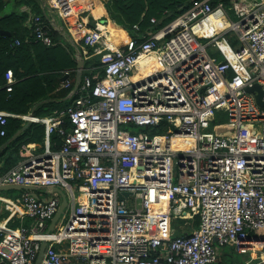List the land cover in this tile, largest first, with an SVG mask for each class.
<instances>
[{
	"label": "built area",
	"instance_id": "2783aa9c",
	"mask_svg": "<svg viewBox=\"0 0 264 264\" xmlns=\"http://www.w3.org/2000/svg\"><path fill=\"white\" fill-rule=\"evenodd\" d=\"M79 1L44 0L43 7L61 16L76 59L85 61L77 89V70L63 71L72 103L47 116L0 110V137L11 117L45 126L41 154L29 155L26 144L24 159L0 183L52 196L25 191L18 204L0 195L9 209L0 222V264H36L43 241L40 264H221L216 243L250 253L243 264H264V0L244 9L192 0L140 38L109 17L106 0H94L101 14ZM22 12L34 40L54 45L43 16L30 6ZM213 15L225 16L227 26L201 35ZM230 32L238 46L225 37ZM201 39L214 42L221 57ZM135 69L144 77L133 79ZM255 85L263 105L248 91ZM219 111L227 128L215 126ZM54 187L65 191L68 206L49 230L62 202Z\"/></svg>",
	"mask_w": 264,
	"mask_h": 264
},
{
	"label": "trees",
	"instance_id": "16d2710c",
	"mask_svg": "<svg viewBox=\"0 0 264 264\" xmlns=\"http://www.w3.org/2000/svg\"><path fill=\"white\" fill-rule=\"evenodd\" d=\"M10 1L0 0V110L28 114L32 105L41 102L35 109V115H50L55 110L67 106V94L71 91V88L58 89L61 83V72L66 68L60 65V60H75L77 67L71 44L67 45L62 40L64 35L70 36V34L57 30L56 23L36 0H15L11 10L6 11ZM106 2L109 17L120 24L119 28L126 30L131 36L140 38L157 26L151 21L152 17L162 18L164 11L169 10L171 15L167 18L172 21L191 5L192 0H106ZM211 2L213 6L222 3L225 6H236L242 9L253 5V0H211ZM19 5H28L43 16L47 28L57 42L56 45L47 47L34 40V35L26 23L27 14L18 9ZM93 12L105 13V8L94 9ZM1 30L12 32V36L2 34ZM17 40H20V44L16 43ZM93 59L98 65L99 59ZM86 65H89V61ZM10 71L13 73L11 83L7 78ZM22 122L18 118H9L8 134L4 141L0 138V161L11 149L18 152L27 143L40 142L43 139L45 126L31 122L16 140L9 146L1 148L6 140L23 127ZM53 140L54 149L58 150L61 139L56 134Z\"/></svg>",
	"mask_w": 264,
	"mask_h": 264
},
{
	"label": "rangeland",
	"instance_id": "374dc122",
	"mask_svg": "<svg viewBox=\"0 0 264 264\" xmlns=\"http://www.w3.org/2000/svg\"><path fill=\"white\" fill-rule=\"evenodd\" d=\"M15 4V0H11L9 5L6 8V11L11 10L12 5ZM49 13H51L55 18L56 21L59 24H63V20L60 17L59 14H57L54 10H50L49 9ZM215 18H218L219 21H217ZM210 19H212L215 23L217 22H222L223 24L226 23V18L225 16H218L217 15H213L210 17ZM171 19H161V22H159L157 24V26H155L153 28V31H157L161 28H163L165 25H167L168 23H170ZM115 22L120 25L116 20ZM225 37L227 38L228 42L232 45V46H238L239 42L237 40V37L235 36V34L233 32H230L228 34H225ZM63 42L67 45L71 46V51L75 52V47L74 45L71 43V39L68 35L64 36L62 38ZM202 44L207 46V51L209 54H211L212 56H215L217 58L221 57V53L219 52L216 44L214 42L209 43L208 39H201L200 40ZM75 60H60V65L62 67H66L62 70H72L74 69L75 66ZM159 70H162V66L158 67ZM136 74V75H135ZM135 75V76H134ZM145 72L143 74H140V72L138 71V69H135L133 72V79H140L142 77H144ZM215 126L217 128H227L228 127V115L227 113L223 112V111H219L216 113V120H215ZM134 130H138V128H134ZM38 191H42L41 188H37ZM13 192L10 193L7 191H1L0 194L3 195H7L9 197H13V199L18 203L21 204V197H19L20 194L24 193L23 190H12ZM181 220H177L175 222H173V226L174 227H178V225L180 224ZM216 246L219 247V250L221 251V255H220V259L219 261L221 262V264H243V262L246 260V258H249L250 253L248 254H240L236 247L234 245H225V246H221L218 243H216Z\"/></svg>",
	"mask_w": 264,
	"mask_h": 264
},
{
	"label": "crops",
	"instance_id": "0c3cea01",
	"mask_svg": "<svg viewBox=\"0 0 264 264\" xmlns=\"http://www.w3.org/2000/svg\"><path fill=\"white\" fill-rule=\"evenodd\" d=\"M37 3L41 6L42 9H44L43 7L45 6V2L44 0H36ZM24 6H28V5H19L18 6V9L22 12V9ZM49 9L52 10L50 7H47L44 9V11L46 12V14L51 18V20L56 23V26H57V30L59 31H64L65 33H69L70 34V39H71V43L74 45L75 47V52H74V56L75 54L77 53V45H76V42L74 41V38L73 36L71 35V33L68 31V29L66 28L65 24H64V21H63V24H59L57 21H56V18L51 14L49 13ZM61 17V16H60ZM63 20V19H62ZM27 23V21H26ZM217 23V22H216ZM217 24H223L222 22H218ZM120 26V25H119ZM201 35H206V36H211L212 33H210L209 31H206L204 33H200ZM67 35V34H66ZM65 36V35H64ZM224 43V42H223ZM57 42L54 43V45H56ZM46 46V45H45ZM53 46V45H52ZM47 47H51V46H47ZM76 58V57H75ZM88 60H94V59H88ZM77 61V64H78V60L76 59ZM90 63H94V62H89ZM77 70V67L72 69V70ZM62 74V77H61V83L62 81L64 80L65 76L63 75V73L61 72ZM76 74H77V71L76 73L74 74L75 77H76ZM7 78H8V81L9 83L12 82V78H11V74L7 75ZM60 83V88H58L59 90L63 89V90H68L69 88H64L62 87ZM50 96V94H49ZM56 96V95H55ZM58 97H61V96H58ZM67 98H68V101H66L67 103V106L70 105L73 101V97L71 96V91L68 92L67 94ZM41 102H38L34 105H32V107L30 108V114L32 113V110L33 108L36 107L40 104ZM6 111V110H5ZM56 111V110H55ZM9 112V111H8ZM28 113V114H29ZM15 114H18V113H15ZM34 114H35V111H34ZM18 115H23V114H18ZM11 118H18L20 119L19 117H11ZM22 120V119H21ZM23 121V120H22ZM8 122H9V119H8ZM28 123V122H26ZM24 122H22L23 126L24 124H26ZM30 123V122H29ZM2 139V141L5 140V137H0ZM9 140V139H8ZM6 140L2 145H1V148H5V143L8 141ZM43 140V139H42ZM40 141V142H30V143H27V146L30 148V153H28L29 155L31 154H34V155H38V154H41L42 152V149H43V141ZM11 144V143H10ZM10 144H8L7 146H9ZM6 146V147H7ZM26 146V145H24ZM23 146V147H24ZM22 147V148H23ZM20 148L18 152H15V150L11 149L10 152L0 161V178L2 177V175L6 174L11 168L15 167L19 162H21L24 157L21 155V152L20 150L22 149ZM15 156H17V158H14ZM10 158V159H9ZM13 190V189H12ZM12 190H8V192L12 193L13 191ZM25 191H30V190H23V192ZM37 193H40V195L42 197H50L51 196V191L47 190V189H42V191H38L36 190ZM2 196H4L5 198H8V199H13V197H9L7 195H3V194H0ZM23 195L20 194L19 197H21ZM9 215V209L7 208L6 204L3 203V202H0V222L6 218L7 216ZM21 222H20V219H18L17 221L15 222H11L10 223V226H14V225H19Z\"/></svg>",
	"mask_w": 264,
	"mask_h": 264
},
{
	"label": "water",
	"instance_id": "95a60500",
	"mask_svg": "<svg viewBox=\"0 0 264 264\" xmlns=\"http://www.w3.org/2000/svg\"><path fill=\"white\" fill-rule=\"evenodd\" d=\"M1 33L2 34H6V35H9V36H12V32L10 31H7V30H1ZM84 66H85V61L84 59H80L78 61V64H77V74H76V83H75V86H74V89H77L79 83L81 82L82 80V74H83V69H84ZM66 79V76L65 78ZM248 91L250 92H254V91H257V99L259 101V103L261 105H263V101H262V97H263V91L261 90L260 86L259 85H255L254 87L252 88H248ZM34 111H35V107L33 108L32 110V115H35L34 114ZM29 126V122L24 124V126L18 130L6 143H5V147L10 144L11 142H13L14 140L17 139V137L24 131L28 128ZM12 189H15V190H30V193L39 198L40 195L36 192L37 190V186H32V185H20V184H1L0 183V190L1 191H7V190H12ZM54 191H57L60 196H61V199H62V202H61V205H60V208L58 210V212L55 214L54 218L52 219L51 221V224H50V227H49V230H54L56 224L58 223L59 219L61 218V216L63 215V213L65 212L67 206H68V197H67V194L65 193V191L59 187H54L53 188ZM128 195V192H125L121 195V198H124L125 196ZM49 199H52V196L49 197ZM46 245H47V242L46 241H43L42 242V245H41V249H40V252H39V256H38V259L36 261V264H40L41 261H42V258H43V255H44V251H45V248H46Z\"/></svg>",
	"mask_w": 264,
	"mask_h": 264
},
{
	"label": "bare ground",
	"instance_id": "6f19581e",
	"mask_svg": "<svg viewBox=\"0 0 264 264\" xmlns=\"http://www.w3.org/2000/svg\"><path fill=\"white\" fill-rule=\"evenodd\" d=\"M85 3H88V5H90L91 3L95 5L94 9H99L104 7L103 4L99 1H94V0H82L79 1V6L80 5H85ZM228 22L226 20L225 24H217L215 23L212 19H207L205 20V22L198 28V32L199 33H204L206 31H209L210 33L216 32L217 30H220L222 27L227 26ZM110 28L112 29L114 34L120 35V34H124L123 31H119L118 33L116 32L115 29H118L117 27H115L113 24L112 26H110ZM183 215L184 216H190V212L188 210L183 211Z\"/></svg>",
	"mask_w": 264,
	"mask_h": 264
}]
</instances>
